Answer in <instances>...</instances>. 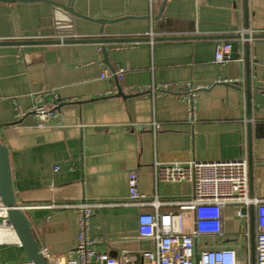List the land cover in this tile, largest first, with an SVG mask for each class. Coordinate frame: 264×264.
<instances>
[{"label":"crops","instance_id":"0c3cea01","mask_svg":"<svg viewBox=\"0 0 264 264\" xmlns=\"http://www.w3.org/2000/svg\"><path fill=\"white\" fill-rule=\"evenodd\" d=\"M241 33L251 40L242 43ZM224 42H233L234 61L220 66L214 57ZM118 70L125 71L122 81ZM188 85L208 86L197 92L192 122ZM263 90L264 0H0V141L15 199L31 208L24 211L40 251L56 257L78 244L77 210L63 206L125 202L130 173L141 194L163 203L160 213L189 202L192 183L160 182L156 163L244 159L250 169L252 161L250 194L264 199V137L254 132L250 143L247 126L264 122ZM43 96L56 104V116L40 128L31 111ZM141 212L154 210H96L89 233L99 241L95 251L145 264L143 253L155 244L137 232ZM247 212L249 225L227 206L226 235L198 239V254L227 248L248 262L257 230L256 212ZM26 261L13 229L0 230V264Z\"/></svg>","mask_w":264,"mask_h":264},{"label":"built area","instance_id":"2783aa9c","mask_svg":"<svg viewBox=\"0 0 264 264\" xmlns=\"http://www.w3.org/2000/svg\"><path fill=\"white\" fill-rule=\"evenodd\" d=\"M245 39L241 33L239 40L242 43L251 40V34ZM151 44L155 39L151 35ZM60 44H64L60 41ZM233 42H224L217 46L215 62L226 65L232 61ZM124 70L114 74L120 81L124 79ZM108 73H103L102 78H108ZM220 83V82H219ZM188 95L185 98L190 110L191 122L194 121L195 102L197 92L203 91L208 86L192 87L188 85ZM166 92L167 88L153 89ZM56 104L47 102L45 97L40 98L32 108L39 118L38 127L45 128L49 119L56 116ZM193 117V118H192ZM159 128V126H157ZM156 179L160 182H186L192 183L193 195L189 202L181 203L180 210L173 213H160L159 208L163 203L155 197L148 198L139 191V181L135 173L128 175L129 194L128 200L120 203L110 202H82L63 206L66 209L77 210L78 217V244L63 257H56L49 249L41 250L48 264H121L118 259L108 253L95 251L94 245L98 240L90 237L91 218L96 210L103 208H152L154 212H141L138 214V230L142 239L152 240L155 244L154 251H145L143 258L145 264H264V199L256 198L250 194L249 164L244 159L223 162H197L190 161L186 166L180 164L155 165ZM234 207L236 219L247 221L249 225L251 208L256 212L255 235V260L252 257L248 262H240L237 252L233 249H208L198 254V239L210 237H224L225 213L227 206ZM23 210L31 209L24 207ZM8 208L0 196V230H12ZM191 220V221H190ZM190 221V223H189ZM249 235V234H247ZM18 264H36L32 261ZM122 264H128L124 261Z\"/></svg>","mask_w":264,"mask_h":264},{"label":"water","instance_id":"95a60500","mask_svg":"<svg viewBox=\"0 0 264 264\" xmlns=\"http://www.w3.org/2000/svg\"><path fill=\"white\" fill-rule=\"evenodd\" d=\"M54 5V8L59 11H65L68 16H74L75 13L62 5H59L57 3H52ZM245 39H248L249 36L245 35ZM249 43L246 44V69L248 74L247 79V98H248V106L250 109V112L248 114V119L252 121V109H251V100H252V91L250 86V57H249ZM104 54V60L105 63H108L107 60V52L105 49H103ZM264 93V90H263ZM119 96L125 97V95L120 90L118 93ZM264 95V94H263ZM256 97H260V93L257 92ZM248 126V137L249 141L251 143L252 141V135L255 132L256 138H263L264 137V122L259 121L257 123L249 122L247 124ZM251 170H252V161L250 162V169H249V178H250V193H252V178H251ZM0 196L4 203V205L8 208L7 217L9 218L11 227L13 231L15 232V235L18 236L20 243L22 244L25 252H27V255L30 259V261L36 263V264H48L46 259L44 258L42 252L40 251V248L38 246V243L32 234V227L33 223L28 218L26 212L21 209V207L18 205V202L15 199L13 186L11 184V167L9 166V154L8 150L3 146L2 142L0 141ZM253 209V208H252ZM254 210V209H253ZM254 226V220L252 222V230ZM254 232V230H253ZM252 263L255 260V247H254V235L252 237Z\"/></svg>","mask_w":264,"mask_h":264}]
</instances>
